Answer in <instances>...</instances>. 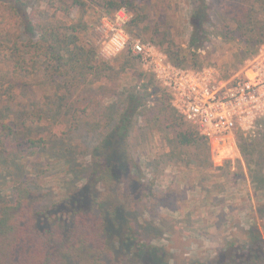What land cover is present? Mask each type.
Here are the masks:
<instances>
[{"label": "trees", "instance_id": "16d2710c", "mask_svg": "<svg viewBox=\"0 0 264 264\" xmlns=\"http://www.w3.org/2000/svg\"><path fill=\"white\" fill-rule=\"evenodd\" d=\"M191 3L194 8L187 48L189 57L197 58L198 52L211 40L208 27L211 15L208 0H191ZM260 4L264 6V0ZM84 7V1H72L71 8ZM121 7L135 12V0H103L106 12ZM54 10L67 13L66 7H55ZM223 12L237 26L233 30L223 26L222 35L241 45L240 57L244 62L264 44V23H255L251 1L235 7L224 6ZM156 27L152 34L157 42L152 41L164 48L165 36ZM76 32L61 18L36 7L31 0H0V60L8 64L13 82L25 85L30 78L40 74L45 84L65 92L60 99L62 105L57 98L34 104L22 124L54 121L65 115L71 124L59 123L58 126L66 130L51 131L50 135L55 138L70 135L80 120L92 130L108 129L104 136H98L89 152L90 171L85 183L60 201L48 204L38 192L22 182L15 183L13 201L0 207V264H169L161 250L142 238L130 215L133 204L148 203L153 197V183L145 182L140 176L137 164L127 151V136L139 117L142 120L153 117L162 130L170 134L167 140L169 158L181 159L184 155L189 163L199 168L212 167L209 144L193 127L184 124L170 106L167 93L151 99L152 91L149 92L143 83L120 92L124 68L114 69L97 60L99 56L92 48L79 44ZM164 51L174 65L183 67L184 56L180 57V53L170 47ZM127 57L135 59L128 53ZM220 69L226 75L239 70ZM139 77L133 74L131 80ZM106 99L119 101L107 108L109 114L105 117L102 110ZM62 111H65L63 115ZM115 113V116L111 115ZM104 118L113 125L106 122L101 127ZM258 126L259 129L252 133L236 134L244 160L257 152L250 136L264 132V119ZM14 139L15 126L0 110V153L35 151L47 144L43 136L25 138L15 144ZM259 180L257 175H251L252 183L260 184ZM251 229L253 233L249 235L246 249L230 242L207 262L181 258L174 260V264L262 262V236L257 228Z\"/></svg>", "mask_w": 264, "mask_h": 264}, {"label": "rangeland", "instance_id": "374dc122", "mask_svg": "<svg viewBox=\"0 0 264 264\" xmlns=\"http://www.w3.org/2000/svg\"><path fill=\"white\" fill-rule=\"evenodd\" d=\"M31 1L45 13L61 18L67 27L76 29L79 44L92 48L99 56L97 60L108 63L114 69L124 68L120 92L143 83L149 92L152 91L151 99L166 95L156 80L142 71L135 59L127 57L126 51L110 60L100 57L102 36L97 28L103 15L113 14L104 10L103 0H82L86 7L79 10L71 8L73 0ZM247 1L253 4L255 23H264V6L260 4L263 0H208L211 40L204 50L198 52L197 58H190L187 48L194 8L191 0H135L136 10L129 11L126 32L132 38L153 43L152 40H157L152 31L157 26L158 32L165 36L164 48L170 47L178 51L180 57L186 58L183 67L214 66L238 70L243 62L240 57L243 49L237 41L222 35L223 26L233 30L237 24L224 14L223 8ZM55 7H66L67 13L54 10ZM156 46L165 53L164 48ZM133 74L140 75L139 79L131 80ZM59 89L45 84L40 74L30 78L25 85L15 84L8 64L0 60V110L15 126L13 143L33 136L47 139L46 146L40 150L0 153V207L13 201L15 183L22 182L38 192L48 204L60 201L85 183L90 171L89 152L98 141V136H104L108 129L92 130L83 120H78L79 126H73L75 129L70 135L55 138L50 135L51 131L66 130L58 126L59 123L66 121L65 125L71 124V120H66L63 115L65 111L54 121L22 124L25 114L34 104L47 98H57L60 105L65 92ZM114 101L118 103L119 100H105L102 110L105 117L109 114L107 108ZM106 122L109 121L104 118L101 127ZM254 134L250 140L256 144L257 152L247 160L241 156V161L215 165L210 154L212 167L199 168L189 163L184 155L181 159L169 158L167 140L170 134L162 130L155 118L142 120L139 117L131 126L127 151L137 164L143 180L153 183V197L148 203L133 204L130 215L142 238L161 250L169 264L181 258L207 262L230 242L245 248L251 228L260 231L264 244V132ZM251 175H257L260 184L252 183ZM255 264H264V261Z\"/></svg>", "mask_w": 264, "mask_h": 264}, {"label": "built area", "instance_id": "2783aa9c", "mask_svg": "<svg viewBox=\"0 0 264 264\" xmlns=\"http://www.w3.org/2000/svg\"><path fill=\"white\" fill-rule=\"evenodd\" d=\"M129 20L123 7L101 17L100 57L110 60L126 51L165 90L174 111L207 140L215 165L241 161L236 134L258 130L264 119V44L230 75L214 66L183 68L153 43L132 39L126 32Z\"/></svg>", "mask_w": 264, "mask_h": 264}]
</instances>
